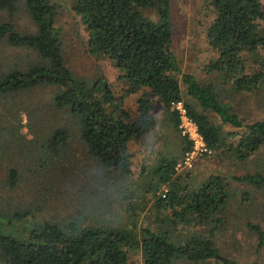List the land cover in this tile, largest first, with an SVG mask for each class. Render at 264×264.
Wrapping results in <instances>:
<instances>
[{"label":"trees","instance_id":"1","mask_svg":"<svg viewBox=\"0 0 264 264\" xmlns=\"http://www.w3.org/2000/svg\"><path fill=\"white\" fill-rule=\"evenodd\" d=\"M16 2L0 0V11L12 15ZM24 6L36 31L22 34L11 22L3 21L0 43L28 50L33 58L16 59L9 69L0 71V94L37 86L55 88V107L66 108L77 118L78 140L96 166L108 174L114 177L133 174L132 145L157 128L154 102L173 116L174 130L178 129L179 114L171 106L183 102L209 148L224 142L223 125L227 124L244 129L240 134H227V137H238L228 147L239 159L244 160L264 147V118L246 124L228 109L229 104L218 101L211 84H201L182 75L190 100L184 101L175 75L179 70L171 51V0H74L72 11L82 18L89 55L108 61L118 71L119 78L129 85L118 98L105 78L87 84L83 79H76L65 65L58 30L54 28L55 8L49 0H24ZM211 6L214 18L206 29L205 41L208 49L217 54V60L204 67L205 73L219 74L222 84L235 94L264 89V58L252 70L247 69L245 59L247 54L264 50L261 0H211ZM141 89L145 91L137 99L135 113L126 111L123 108L126 96ZM208 115L216 116L219 124L215 125ZM68 135L66 130L58 129L51 134L48 144L58 152L67 145ZM157 137L163 139L165 133L159 130ZM183 141L182 155L191 146L190 142ZM153 153L148 151L142 158L141 166H137L139 174L145 173ZM176 164L174 159L162 158L154 173L162 183L170 185ZM8 179L11 186L16 184L14 169L9 170ZM232 179L264 187V172ZM226 186L223 178L211 176L196 190L185 191L175 185L165 197L157 199L158 209L171 210L169 219L174 227L191 226L190 223L199 227L210 225L206 234L189 231L182 241L174 236L175 231L167 230L168 226L150 231L139 230L133 224L125 229L80 212V218L68 223L34 222L20 235H14L12 223L24 222L29 217L27 209H18L7 220L0 221V264H128L129 254L137 251L141 253L142 264H174L178 259L199 264L211 260L238 264L223 257L214 240L223 220L214 214L226 204ZM248 225L258 235L260 248L264 244L263 231L257 225Z\"/></svg>","mask_w":264,"mask_h":264},{"label":"rangeland","instance_id":"2","mask_svg":"<svg viewBox=\"0 0 264 264\" xmlns=\"http://www.w3.org/2000/svg\"><path fill=\"white\" fill-rule=\"evenodd\" d=\"M49 1L55 8L53 22L58 30L61 54L73 76L85 80L87 84H93L103 77L115 97L122 96L129 85L119 78L118 71L108 61L89 55L82 18L72 11L74 0ZM261 2L264 8V0ZM15 6V12L10 16L0 11V23L11 22L16 31L22 34L34 33L36 26L25 9L24 0H17ZM170 18L171 51L179 70L175 75L184 101H190L182 80V75H187L198 83L211 84L218 101L229 104L228 109L245 120L246 124L264 118L263 88L249 94H235L222 84L219 74L204 71L207 64L217 60V54L208 49L205 41L206 29L214 18L211 0H171ZM26 58H33L30 51L0 43V71L9 69L16 59ZM262 58L264 50L245 55L247 69H256ZM144 91L141 89L127 95L123 108L134 114L137 99L144 95ZM55 93L56 89L51 86H37L13 94H0V221L4 222L9 214L18 209L29 211L26 221L12 223L14 235H20L26 226L34 222L68 223L73 218H80L79 212L125 229L133 224L139 230L144 228L150 231L168 226L167 230L175 231L174 236L179 240L189 231L206 234L209 224L205 227L193 226V223H190L191 226L184 224L183 228L172 226L169 219L171 210L158 209L157 199L165 197L170 187L175 185L185 191L196 190L211 176H217L227 183V201L223 210L221 208L214 214L224 220L215 234L216 247L223 257L238 264H264V244L258 247V235L248 225H257L264 233V187H253L232 179L264 172V147L257 153L247 155L244 160L229 151L228 145L238 137H227L228 132L240 134L244 129L223 125L224 142L214 148L207 146V153L195 158L191 168L176 171L171 184L167 185L160 181L154 169L162 158L181 162L186 154L182 155L185 146L183 139L189 140L181 135L180 124L174 130L173 116L154 102L157 128L132 145L133 174L130 177L115 174L114 177L98 168L88 155L78 140L77 118L68 109L55 107ZM195 109L200 111L197 105ZM208 117L215 125L219 124L216 116ZM58 129L66 130L69 138L67 145L55 152L48 140ZM159 130L165 133L160 140L157 137ZM148 151L154 153L146 163L145 173L139 174L138 167ZM11 169L17 174L14 186L10 185L8 179ZM142 263L139 251L129 254L128 264ZM174 264L199 263L178 259ZM203 264L221 263L211 260Z\"/></svg>","mask_w":264,"mask_h":264},{"label":"built area","instance_id":"3","mask_svg":"<svg viewBox=\"0 0 264 264\" xmlns=\"http://www.w3.org/2000/svg\"><path fill=\"white\" fill-rule=\"evenodd\" d=\"M172 109L179 114V129H181V135L186 137L191 143V149L186 152L183 160L178 162L175 166V171L186 170L191 168L192 161L199 155H203L208 152L207 145L205 144L203 137L199 134L198 129L194 121L188 116L187 110L182 102L172 104Z\"/></svg>","mask_w":264,"mask_h":264}]
</instances>
